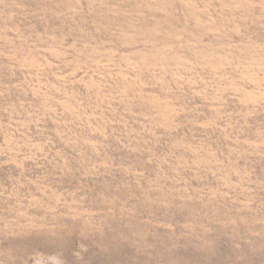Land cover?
<instances>
[{
  "label": "rangeland",
  "instance_id": "374dc122",
  "mask_svg": "<svg viewBox=\"0 0 264 264\" xmlns=\"http://www.w3.org/2000/svg\"><path fill=\"white\" fill-rule=\"evenodd\" d=\"M0 264H264V0H0Z\"/></svg>",
  "mask_w": 264,
  "mask_h": 264
}]
</instances>
